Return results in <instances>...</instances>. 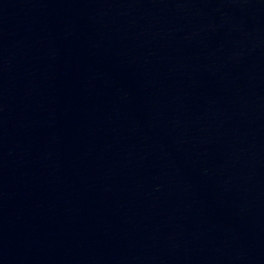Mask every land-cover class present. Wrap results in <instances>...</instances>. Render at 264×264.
<instances>
[{
  "label": "water",
  "instance_id": "water-1",
  "mask_svg": "<svg viewBox=\"0 0 264 264\" xmlns=\"http://www.w3.org/2000/svg\"><path fill=\"white\" fill-rule=\"evenodd\" d=\"M0 264H264V0H0Z\"/></svg>",
  "mask_w": 264,
  "mask_h": 264
}]
</instances>
